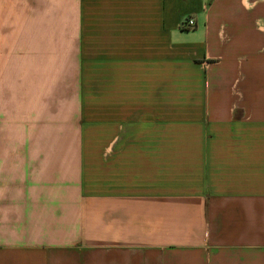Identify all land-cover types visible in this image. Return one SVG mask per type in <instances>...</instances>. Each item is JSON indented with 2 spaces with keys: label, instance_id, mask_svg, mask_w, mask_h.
<instances>
[{
  "label": "crops",
  "instance_id": "obj_1",
  "mask_svg": "<svg viewBox=\"0 0 264 264\" xmlns=\"http://www.w3.org/2000/svg\"><path fill=\"white\" fill-rule=\"evenodd\" d=\"M0 264H264V0H0Z\"/></svg>",
  "mask_w": 264,
  "mask_h": 264
},
{
  "label": "built area",
  "instance_id": "obj_2",
  "mask_svg": "<svg viewBox=\"0 0 264 264\" xmlns=\"http://www.w3.org/2000/svg\"><path fill=\"white\" fill-rule=\"evenodd\" d=\"M195 22L192 18H185L179 23V27L184 30L192 29Z\"/></svg>",
  "mask_w": 264,
  "mask_h": 264
}]
</instances>
